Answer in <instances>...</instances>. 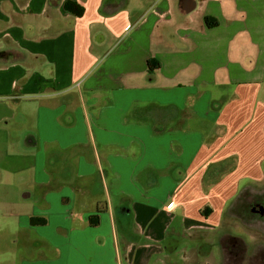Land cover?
<instances>
[{"label": "crops", "instance_id": "crops-1", "mask_svg": "<svg viewBox=\"0 0 264 264\" xmlns=\"http://www.w3.org/2000/svg\"><path fill=\"white\" fill-rule=\"evenodd\" d=\"M75 1L72 22L62 4L0 0V49L28 53L0 66L27 202L5 232L15 264H207L230 200L264 179V0H148L134 16Z\"/></svg>", "mask_w": 264, "mask_h": 264}, {"label": "rangeland", "instance_id": "rangeland-1", "mask_svg": "<svg viewBox=\"0 0 264 264\" xmlns=\"http://www.w3.org/2000/svg\"><path fill=\"white\" fill-rule=\"evenodd\" d=\"M128 8L132 13V16L135 14H143L148 8L147 1L148 0H128ZM150 2V0L148 1ZM127 8V9H128ZM3 108L0 106V112H2ZM2 125H0V169L2 172V178L0 182V262L7 261L8 264H15L17 262V257L15 252L12 249H15V243L12 240L17 239L18 235H8L7 232L14 231L16 229L15 217H13L12 212L18 210L20 205H23L27 202H22L21 200H16L18 196L17 188L18 185L14 180V170L11 164L20 161V158L16 156L22 157L20 154H16V152L7 151L6 142L3 143V139L1 137L2 134ZM17 158V159H16ZM14 161V163H13ZM264 168V164H263ZM26 169V167L24 168ZM24 176V173H23ZM252 187L254 192H264V179L261 182L256 184H250L243 186L238 190L236 196L243 190ZM7 191V192H6ZM23 191V190H22ZM20 191V193L22 192ZM19 193V196L22 194ZM235 196V197H236ZM234 197V198H235ZM233 201V200H232ZM230 200V202H232ZM229 202V203H230ZM228 205L230 206V204ZM227 205V210H225L224 215L221 217V224L209 232V240L212 242V246L210 249V254L207 256L208 263L207 264H223L224 254L221 249L220 255V239L225 237L226 235H231L239 238L238 244L242 247V243H244L247 247H254L258 244L257 247H262L264 244V226H253V225H243L239 222L235 214L231 213L229 206ZM15 237V238H13ZM17 246V245H16ZM255 246V247H256ZM249 249V248H248ZM251 249V248H250ZM255 251V250H254Z\"/></svg>", "mask_w": 264, "mask_h": 264}, {"label": "flooded vegetation", "instance_id": "flooded-vegetation-1", "mask_svg": "<svg viewBox=\"0 0 264 264\" xmlns=\"http://www.w3.org/2000/svg\"><path fill=\"white\" fill-rule=\"evenodd\" d=\"M252 187L247 188V191L238 202L231 208V213L235 214L237 219L243 225L264 226V192H254ZM242 247L239 244L235 248L230 247L227 244V249L233 251L226 264H264V244L262 247H247L242 243ZM249 248V249H248ZM251 248V249H250ZM255 250V251H254ZM227 255L228 252L225 249ZM229 257V255H228ZM224 258V257H223Z\"/></svg>", "mask_w": 264, "mask_h": 264}, {"label": "trees", "instance_id": "trees-1", "mask_svg": "<svg viewBox=\"0 0 264 264\" xmlns=\"http://www.w3.org/2000/svg\"><path fill=\"white\" fill-rule=\"evenodd\" d=\"M114 1L115 3H112ZM117 2V3H116ZM123 0H103V2L100 5L99 12L103 15H110L114 13L116 10L120 8L122 5ZM60 4H62L63 9L67 11L71 15V21L79 16H81L84 12V7L78 3L75 0H47V5L49 7L55 8L58 7ZM205 22L207 25H211L214 23L212 20L210 21L207 17L205 18ZM71 24V23H70ZM28 60V53L18 47H12V48H6L4 50L0 49V66L8 65L16 62H26ZM151 64L149 61L147 62L148 68L151 67ZM247 189L241 191L231 202L229 209L231 210L232 207L238 202V200L242 197L243 192L245 193ZM239 238L231 235H226L225 237H222L220 239L221 249L224 254V261L223 264H226L228 261V258L232 256L231 250H228L227 244H229L230 247L235 248L238 244ZM227 247V248H226ZM225 249L228 252V255L225 251ZM226 261V262H225Z\"/></svg>", "mask_w": 264, "mask_h": 264}, {"label": "water", "instance_id": "water-1", "mask_svg": "<svg viewBox=\"0 0 264 264\" xmlns=\"http://www.w3.org/2000/svg\"><path fill=\"white\" fill-rule=\"evenodd\" d=\"M196 3L194 0H185L184 2V10L186 13H189L194 7ZM107 35L104 30H96L92 36V41L97 45H102L106 41ZM25 191L21 194L22 197L25 196Z\"/></svg>", "mask_w": 264, "mask_h": 264}]
</instances>
